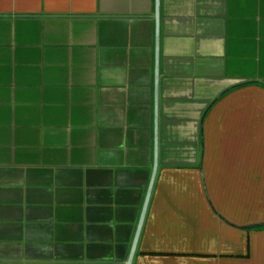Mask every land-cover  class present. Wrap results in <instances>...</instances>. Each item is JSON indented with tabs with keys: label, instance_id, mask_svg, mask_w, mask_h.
Segmentation results:
<instances>
[{
	"label": "crops",
	"instance_id": "obj_1",
	"mask_svg": "<svg viewBox=\"0 0 264 264\" xmlns=\"http://www.w3.org/2000/svg\"><path fill=\"white\" fill-rule=\"evenodd\" d=\"M159 52L132 264H264V0H160ZM155 72L156 0H0V264H128Z\"/></svg>",
	"mask_w": 264,
	"mask_h": 264
},
{
	"label": "water",
	"instance_id": "obj_2",
	"mask_svg": "<svg viewBox=\"0 0 264 264\" xmlns=\"http://www.w3.org/2000/svg\"><path fill=\"white\" fill-rule=\"evenodd\" d=\"M159 44H160V0H156V72H155V166H154V172L152 175V180L150 183L148 195L146 198V202L144 204L142 216L140 219V223L136 232L135 240L133 243L132 251L130 253L128 264L133 263V259L136 252L137 243L140 237L141 229L144 223L146 211L148 208V203L150 200L154 180L156 177L157 172V155H158V109H159V78H160V72H159V63H160V52H159Z\"/></svg>",
	"mask_w": 264,
	"mask_h": 264
}]
</instances>
